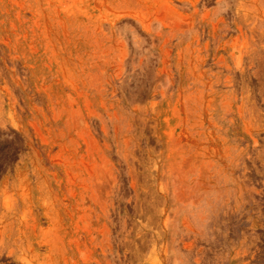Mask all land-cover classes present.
I'll return each instance as SVG.
<instances>
[{
	"label": "rangeland",
	"instance_id": "1",
	"mask_svg": "<svg viewBox=\"0 0 264 264\" xmlns=\"http://www.w3.org/2000/svg\"><path fill=\"white\" fill-rule=\"evenodd\" d=\"M0 264H264V0H0Z\"/></svg>",
	"mask_w": 264,
	"mask_h": 264
}]
</instances>
